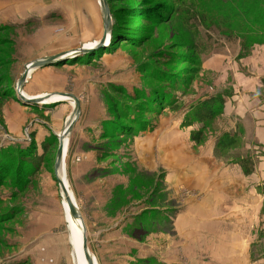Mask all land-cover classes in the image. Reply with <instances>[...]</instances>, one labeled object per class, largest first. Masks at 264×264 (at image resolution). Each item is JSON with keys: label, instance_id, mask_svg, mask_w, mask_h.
<instances>
[{"label": "rangeland", "instance_id": "1", "mask_svg": "<svg viewBox=\"0 0 264 264\" xmlns=\"http://www.w3.org/2000/svg\"><path fill=\"white\" fill-rule=\"evenodd\" d=\"M53 1L58 6L49 19L32 23L46 25L50 33L60 36L57 39L60 45L64 41L62 47L69 50L89 43L95 45L103 33L99 0H90V5L84 6V10L71 9L72 14H68L73 19L64 17L65 9L60 8L59 3L63 0ZM107 2L111 28L113 26V33H116L113 43L110 44L111 32L104 47L47 67L60 71L55 76L59 78L58 90L74 94L82 106L68 138L65 165L68 187L72 188L71 193L84 224L88 223V228L85 225L88 249L97 264H122L116 262L117 256L129 253L136 258L147 252V244L143 246V252L133 249L134 245H125L119 252L110 243L104 245L105 241L114 239L115 234L102 237V228L114 221L119 222L126 214L137 213L135 219L127 221L122 234L148 243L147 230L155 232L162 230L163 226L169 227V221L163 224L162 218L153 217L159 212L152 210L165 207L177 198H171L173 191L167 187L164 165H189L200 149L202 151L213 142V157L210 156L208 165H227L235 172L242 170L244 178H250L252 186L255 180H259L255 174L259 162H264V146L258 141L246 140L238 119L235 129L226 130L235 119L223 114L224 103L221 107L214 104L216 109L221 108V113L215 117L191 120L195 119L192 118L193 107L199 102L220 93L225 102L234 89L242 93V83L248 80L260 83L256 94L264 96V76L259 77L264 72V44L251 46L253 43L249 42L247 47L250 50H241L242 41L228 36L220 20L209 11L218 3H224L221 6L227 10L230 7L226 5L228 0ZM72 21L74 25L68 26L70 24L67 23ZM50 22L51 25L48 24ZM0 26L2 149L4 146L1 145L7 139L1 137L4 134L2 107L7 101L19 102L16 98L18 80H15L14 73L18 39L29 33V28L34 30L37 26L25 29L23 24L0 23ZM63 71L67 74L66 79ZM21 104L28 112L29 124L22 132V144L16 142L10 147L24 148L31 154L26 158L18 156L15 147L14 158H8V165H13L12 172L0 185V264H18L15 257H10L15 252L11 247L16 241L15 227L21 222L18 214L23 208L22 202L29 195H38L39 199L34 202L36 206H59L64 217L53 168L58 135L66 126L74 103L72 100H59L39 105ZM91 115L104 117L96 127L88 126L86 129V120ZM31 119L34 120L31 122ZM173 126H176L174 132L171 130ZM192 133H199L198 140L192 139ZM17 165L29 167V170L33 165L35 168L30 173L25 168L18 174ZM27 172L25 179L20 178ZM258 184V191L263 190L264 182ZM39 196L42 200L48 197L49 201L45 203ZM99 207L102 215L94 218ZM11 210L14 213L8 216ZM105 215L110 217V222H105ZM65 230L69 233L65 226L56 232ZM150 237L155 241V237ZM70 258L72 261V250ZM133 264L152 263L138 261Z\"/></svg>", "mask_w": 264, "mask_h": 264}, {"label": "crops", "instance_id": "2", "mask_svg": "<svg viewBox=\"0 0 264 264\" xmlns=\"http://www.w3.org/2000/svg\"><path fill=\"white\" fill-rule=\"evenodd\" d=\"M59 3L60 8L65 9L64 17L73 19L70 10H84V6L90 5V0H63ZM57 6V2L53 0H0V23L23 24L24 29L27 26H37L34 30L29 28V33L22 34L18 39L14 72L16 81L27 63L69 50L62 47L65 45L64 41L60 45L57 41L60 36L50 33L46 25L34 24L49 19ZM48 24L51 25V22ZM67 24L74 25V21ZM58 72L60 71L52 66L32 68L23 86L24 93L28 96H46L65 92L56 87L59 78L55 76ZM63 74L66 79L65 71ZM263 76L264 72L259 77ZM242 87V93H238L239 89L236 88L224 102L223 114L235 119L226 130L235 129L238 119L244 128L243 136L246 140L258 141L264 146V96L256 94L260 83L248 80L242 83ZM2 117L4 134L1 137L7 139L1 146L14 145L16 142L21 145L24 138L22 132L29 124L25 107L17 101H7L2 107ZM103 117L104 115L89 116L86 129L88 126L96 127ZM171 130L174 132L176 126ZM248 143H245L246 146ZM135 144L138 152V138ZM214 144L208 143L202 151L200 149L194 161L188 160L191 161L189 165H164L167 170L164 174L167 187L173 191L171 198L178 199L169 200L171 203L165 207L152 209L159 212L153 214V217L162 218L163 224L169 221V227L163 226L162 230L155 232L147 230L148 243L122 234L127 221L135 219L137 213L126 214L119 222L114 221L112 225L102 228V237L115 234V238L105 241L104 245L110 243L119 252L125 245H134L133 249L141 251L147 244L146 253H141L136 258L129 253L120 254L117 256V263L264 264V189L258 191V182H264V162L260 161L256 168L255 176L260 181L255 180L252 186L250 178H244L240 167L241 171L235 172L227 165H208L210 156L213 157ZM180 187L183 189L180 190ZM37 198L38 195H29L22 202L23 208L18 214L21 222L15 227L16 241L11 247L15 252L10 257H15L18 264H73L68 232H56L63 226L67 227L59 206H36L34 202ZM40 200L45 203L49 201L48 197L44 200L40 197ZM101 213L99 207L97 216L93 217L97 218ZM103 217L105 222H110V217ZM85 225L88 228V223ZM150 236L159 240L151 241ZM93 259L97 264L96 259Z\"/></svg>", "mask_w": 264, "mask_h": 264}, {"label": "trees", "instance_id": "3", "mask_svg": "<svg viewBox=\"0 0 264 264\" xmlns=\"http://www.w3.org/2000/svg\"><path fill=\"white\" fill-rule=\"evenodd\" d=\"M250 2H254V3L247 4L248 2L244 3L243 0H228V3L226 2V5L229 4L228 7L229 6L230 7L227 10L226 8L224 9V7L221 6L224 5V3H218V5L215 8H213V10L209 8V11L213 12L215 14V17L220 20L221 26L226 28L227 34H229L228 36H230L234 40L236 38L239 41H242L240 44L241 46L240 49L246 51L250 50V47H247V43L249 42L253 43L251 46H253L255 43L259 45L264 44V0L257 2L256 0H251ZM202 3L203 1H201L200 4ZM202 7L203 10H205L203 4ZM111 32L112 33H111L110 44L113 43L116 35V33H113L114 32L113 26L111 28ZM75 58L77 57H74L73 59ZM263 83H264V79H263ZM223 100L224 98H222L221 95L220 96L216 95L206 100H203L202 102H199L196 106L193 107L194 113L192 118L195 119L191 120V122L200 121L204 119V117L213 118L218 113H221L220 107L222 106V103H224ZM216 103L219 104L220 106L217 107V109L214 107L215 106L214 104ZM191 122L188 121V123ZM191 136L192 139L198 140L200 135L199 133L197 134L192 133ZM232 138H234V133L232 135ZM7 146L8 147L4 146V148L0 149V185L5 183V180L10 175L13 168V165L11 164L8 165V161H10L8 160V158H14L13 154H14V148L16 146L15 147H10L12 145H7ZM16 149L18 152V156L24 155V158H26L28 154H31V152L26 151V149L24 148L16 147ZM25 168L30 173V171L33 168H35V166L33 165V167L29 170V167L21 168L20 165H17L16 172L19 174L20 171L23 172ZM34 171H32L31 173H33ZM28 172L26 173L25 176L20 178L25 179L26 176H28L27 175ZM13 213H14L13 210L9 211L8 216L13 215Z\"/></svg>", "mask_w": 264, "mask_h": 264}, {"label": "water", "instance_id": "4", "mask_svg": "<svg viewBox=\"0 0 264 264\" xmlns=\"http://www.w3.org/2000/svg\"><path fill=\"white\" fill-rule=\"evenodd\" d=\"M99 4L101 7V11H102V15H103V33L101 38L95 43L94 46H87V45H82L81 47L75 48V49H71V50H67V51H63V52H59L57 54L51 55V56H47V57H43V58H39V59H35L33 61H31L28 65H26L24 67V71L21 74L20 78L18 79L17 85H16V98L19 102L24 103V104H29V105H39V104H44L46 102H44V99H46L45 97H48L49 95H46L44 97L42 96H28L26 94H24V92L22 91V87L26 81L27 75H28V69L30 67L36 68V67H41V66H47V65H51L54 64L56 62L59 61H63L66 59H71L74 57H77L79 55H85L88 54L90 52L95 51L98 48H102L106 45V38L107 35L111 33V14H110V9H109V5L107 0H99ZM56 94H60L63 96H66L67 98H69L70 100L73 101L74 106H73V110L72 113L70 114L68 121L66 123L65 129L62 130L63 135L64 134H68L70 135L76 121L79 118L80 115V111H81V107H80V101L78 99L77 96H75L72 93L69 92H62V93H56ZM55 101H59V100H55ZM52 101V102H55ZM64 151H63V137L58 135V147L56 150V154H55V162H54V178L58 184L59 190H60V194L61 192H63L64 196H65V200L69 209V213L71 218L73 219H79L80 223H81V228H82V251L84 253V257L86 259V261L88 262V264H93V256L91 255L89 249H88V238H87V231H86V227L84 224V220L83 217L80 213V211L78 210L77 205L75 204V202H73L70 198V196L68 195V190L66 188V185L64 184L63 178L61 176V167H62V162L64 160Z\"/></svg>", "mask_w": 264, "mask_h": 264}, {"label": "bare ground", "instance_id": "5", "mask_svg": "<svg viewBox=\"0 0 264 264\" xmlns=\"http://www.w3.org/2000/svg\"><path fill=\"white\" fill-rule=\"evenodd\" d=\"M87 46H94V43H89ZM33 67H30L28 69V75L30 74V72L32 71ZM27 75V77H28ZM45 96V95H44ZM42 96V97H44ZM46 99H44V102L47 101H55V100H61V101H69L70 99L67 98L66 96L60 95V94H51L48 97H45ZM74 106V104H73ZM65 129V127H64ZM60 136L63 137V151H64V155L66 156V151H67V145H68V138L69 135L68 134H64L62 133V131L59 133ZM65 158L62 162V167H61V176L63 178L64 184L66 185V188L68 190V195L70 196L71 200L73 202L74 198L72 196L71 190L68 187V181H67V175H66V165H65ZM61 204H62V210L64 213V219L66 221L68 230H69V239H70V244H71V250H72V258H73V264H88V262L86 261L85 257H84V253L82 251V228H81V223L79 221V219H73L70 216L69 213V209L65 200V196L63 194V192H61ZM76 204V202H75ZM93 258V257H92ZM93 264H95V261L93 259Z\"/></svg>", "mask_w": 264, "mask_h": 264}]
</instances>
